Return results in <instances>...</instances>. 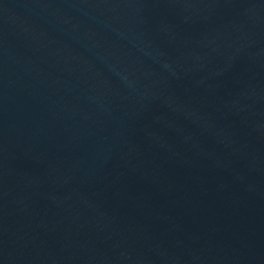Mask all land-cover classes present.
<instances>
[{
	"label": "water",
	"instance_id": "1",
	"mask_svg": "<svg viewBox=\"0 0 264 264\" xmlns=\"http://www.w3.org/2000/svg\"><path fill=\"white\" fill-rule=\"evenodd\" d=\"M0 264H264V0H0Z\"/></svg>",
	"mask_w": 264,
	"mask_h": 264
}]
</instances>
